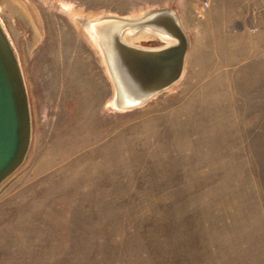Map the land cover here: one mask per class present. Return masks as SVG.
<instances>
[{
  "label": "rangeland",
  "instance_id": "rangeland-1",
  "mask_svg": "<svg viewBox=\"0 0 264 264\" xmlns=\"http://www.w3.org/2000/svg\"><path fill=\"white\" fill-rule=\"evenodd\" d=\"M159 8L188 36L183 75L115 111L79 18ZM0 16L32 126L0 185V264H264V0H0Z\"/></svg>",
  "mask_w": 264,
  "mask_h": 264
},
{
  "label": "water",
  "instance_id": "water-1",
  "mask_svg": "<svg viewBox=\"0 0 264 264\" xmlns=\"http://www.w3.org/2000/svg\"><path fill=\"white\" fill-rule=\"evenodd\" d=\"M82 28L97 50L112 87L110 107L118 112L142 108L181 79L189 39L170 8L136 17L82 19ZM148 33L161 46L141 47L126 41ZM30 105L14 43L0 16V185L25 162L31 144Z\"/></svg>",
  "mask_w": 264,
  "mask_h": 264
},
{
  "label": "bare ground",
  "instance_id": "bare-ground-1",
  "mask_svg": "<svg viewBox=\"0 0 264 264\" xmlns=\"http://www.w3.org/2000/svg\"><path fill=\"white\" fill-rule=\"evenodd\" d=\"M71 12V11H70ZM73 17V16H72ZM79 18V17H78ZM84 17H83V15L79 18V20L81 19H83ZM90 18H92V17H90ZM88 19V18H87ZM78 21V20H77ZM81 22V21H80ZM79 27H81L80 25H79ZM85 31V30H84ZM148 33H146V32H144V33H141L140 35H138V36H135V37H128V36H126L125 37V39H126V41H128V42H130V43H133L134 41H136L137 39H139V38H143V37H148ZM152 36V35H151Z\"/></svg>",
  "mask_w": 264,
  "mask_h": 264
}]
</instances>
